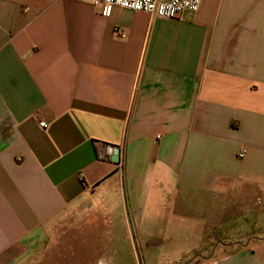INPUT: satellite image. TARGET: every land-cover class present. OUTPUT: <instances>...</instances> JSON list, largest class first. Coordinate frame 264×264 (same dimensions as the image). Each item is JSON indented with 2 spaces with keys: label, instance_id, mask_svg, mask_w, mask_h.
<instances>
[{
  "label": "crops",
  "instance_id": "1",
  "mask_svg": "<svg viewBox=\"0 0 264 264\" xmlns=\"http://www.w3.org/2000/svg\"><path fill=\"white\" fill-rule=\"evenodd\" d=\"M262 187L264 0H202L176 19L0 0V264H40L53 233L101 208L148 249L160 239L143 225L164 208L170 246V225L194 222L189 193ZM260 229L219 253L207 229L205 256L192 245L178 264H264Z\"/></svg>",
  "mask_w": 264,
  "mask_h": 264
},
{
  "label": "rangeland",
  "instance_id": "2",
  "mask_svg": "<svg viewBox=\"0 0 264 264\" xmlns=\"http://www.w3.org/2000/svg\"><path fill=\"white\" fill-rule=\"evenodd\" d=\"M188 195L186 200L190 204L180 209V214L187 215L198 225L175 220L170 225L175 233L170 246L165 245L163 237L164 218L160 217L164 208L157 207V211H154L150 221L155 223L143 225L155 230V236L160 239L159 245L152 249H148L151 241L144 240L140 235L138 237L135 223L131 225V238L126 233L124 218L118 213L111 215L108 210L101 208L100 212H94V209L87 215L75 217L69 228H62L57 235L53 233L50 249L40 264H178L185 260L184 252L192 245L199 248L201 257L205 256L207 249H202L201 245L209 241L207 229H211L208 234L216 238L212 253H219L221 248L216 249L219 244L234 242L229 238H235L236 229L239 232L242 230V234L249 232L251 236L261 235L260 228L264 225V187L231 196L216 193ZM163 199H167L168 203L174 202L173 196L163 195L160 202ZM201 231L205 233L204 238L190 240L192 234Z\"/></svg>",
  "mask_w": 264,
  "mask_h": 264
},
{
  "label": "built area",
  "instance_id": "3",
  "mask_svg": "<svg viewBox=\"0 0 264 264\" xmlns=\"http://www.w3.org/2000/svg\"><path fill=\"white\" fill-rule=\"evenodd\" d=\"M79 2L88 1L93 5L102 8V15L110 16L114 7H121L137 12H145L153 17L164 19L181 18L185 14H196L199 12L202 0H76ZM120 32L119 29L116 30ZM42 128H48L45 121H40ZM246 150L238 153L239 158H244Z\"/></svg>",
  "mask_w": 264,
  "mask_h": 264
},
{
  "label": "water",
  "instance_id": "4",
  "mask_svg": "<svg viewBox=\"0 0 264 264\" xmlns=\"http://www.w3.org/2000/svg\"><path fill=\"white\" fill-rule=\"evenodd\" d=\"M112 152H113V154H114L115 156H118V155H119V150H118V149H114Z\"/></svg>",
  "mask_w": 264,
  "mask_h": 264
}]
</instances>
